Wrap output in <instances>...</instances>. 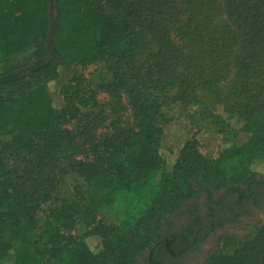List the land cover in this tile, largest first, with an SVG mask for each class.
Returning a JSON list of instances; mask_svg holds the SVG:
<instances>
[{
	"label": "trees",
	"instance_id": "obj_1",
	"mask_svg": "<svg viewBox=\"0 0 264 264\" xmlns=\"http://www.w3.org/2000/svg\"><path fill=\"white\" fill-rule=\"evenodd\" d=\"M165 3L0 0V63L31 52L30 62L0 73V134H10L0 145V155L10 151L32 156L29 188L6 178L0 166V263L136 264V258L161 236L162 220L201 191L212 202V192L226 189L237 194L242 204L247 191L261 188L253 165L264 162V92L247 81L255 69L253 57L232 56L228 40L262 46L264 51V0L253 5L250 0L230 4V10L247 21L248 39L229 38L230 30L222 27L212 79L205 78L197 63L183 58L167 35L155 32V19ZM141 32L152 35L156 49L139 76L131 71L130 62ZM103 62L111 79L103 89L111 96L118 91L127 95L135 122L133 128L117 130L95 143L89 138L95 128L93 120L80 111L89 102L95 105V99H84V80L74 68ZM230 67L240 78L239 93L246 104L230 106L226 117L192 114L189 121L194 126L196 119H209L231 146L208 160L192 133L180 143L166 170L164 127L174 121L170 111L197 104L198 93L211 92L213 80H222ZM174 87L176 93L168 96ZM233 118L240 125L234 126ZM71 122L76 123L75 133L63 129ZM78 143L87 146L90 157L71 158ZM62 174L81 180L89 195L101 191L99 203L121 204L122 218L99 222L75 241L61 233L76 224L79 205L71 200L50 211L55 227L46 223L36 236L40 198L61 185ZM87 238L98 239L97 253ZM204 264H264V226L256 227L234 249L211 254Z\"/></svg>",
	"mask_w": 264,
	"mask_h": 264
},
{
	"label": "rangeland",
	"instance_id": "obj_2",
	"mask_svg": "<svg viewBox=\"0 0 264 264\" xmlns=\"http://www.w3.org/2000/svg\"><path fill=\"white\" fill-rule=\"evenodd\" d=\"M166 1L167 4L165 3L164 7L159 10L160 15L155 19V32L167 35L169 42L178 49L183 58L197 63L204 72L205 78H211L212 61L217 57L215 46L219 43L217 42L220 37L218 32L222 31V27H225L227 31L230 30L229 35H227L230 36L229 38L235 36L236 38L248 39L249 29L247 28V21L243 20V15L238 16L236 12L230 10V4L235 0ZM262 1L263 0H250V5L258 2L261 3ZM246 18L249 19L250 16L246 14ZM211 22H213L212 26H210ZM186 24L190 27L185 28ZM241 27L243 31H240ZM244 32L246 34H243ZM241 35L244 37H241ZM215 36L217 38L214 39ZM237 42L238 43L232 39L228 40V44L234 51L232 56L239 58L253 57L255 69L247 81L250 84L256 85L264 92V51L260 50L262 46H244L239 44L238 39ZM155 49L156 42L152 35L147 32H141L138 49L131 58V71L136 75H143L150 55L154 53ZM30 53L31 52L12 57L0 63V73L10 67L30 62ZM106 66L107 63L103 62L90 64L85 67L75 66L74 68L84 80L82 84L84 99L88 100L91 96L95 99V105L91 106L93 103L89 102V106L85 108L80 107L81 114L93 120L95 128L90 133L91 135L89 138L95 143L109 138L117 130L133 128L135 122L130 110L127 95L123 91H118L115 96H111L110 93L103 89L102 85L107 84V82L111 80L110 76L105 72ZM221 77L223 78L219 82L213 80V90L211 92L198 93L196 100L197 104H190L184 109H178L175 106L170 111V115L174 121L170 125L164 127L165 144L163 152L166 161V170L170 169L171 161L180 143L192 133H196V138L199 142V151L208 160L215 159L223 149L231 146L229 138L226 135L218 133L210 124L209 119L207 120L205 118L203 120V117L196 119L195 123H193L194 126H191L189 121V116L192 114L203 116L209 113L214 117H226L225 111L229 110L230 106L232 107L235 105L234 107H236L246 104V101L242 99L243 96L239 93L240 78L237 75L236 69L233 67L228 68ZM175 93L176 87L170 89L168 96L174 95ZM233 119L232 124H234V126L240 125V123L236 122V118ZM262 124L264 128V121H262ZM75 126L76 123L71 122L70 125L63 129L75 133ZM9 139L10 134H0V145L6 143ZM86 157H90L87 146L84 145L82 147V145L78 143L71 158L75 161H81L85 160ZM31 159L32 156L24 152L14 153L8 151L1 154L0 166L3 168L2 174L6 178L29 188V163ZM253 169L258 174L257 178L264 182V162L254 163ZM61 172L63 173L62 170ZM59 181L61 185L58 186L56 190L48 193L45 199L40 198V208L35 216L36 229L34 234L36 236H38L41 231L45 230L46 223H49V226L55 227L50 217V211L62 203H67L71 200H75L79 205V211L75 216L76 224L73 230L61 233L75 241H79L99 222L107 220L119 221L122 218L123 206L121 204L113 203L105 205L98 202L101 191H95L89 195V192L85 190V186L82 184L81 180L72 178L71 175L67 176L62 174L60 175ZM203 193L204 192L201 191V193L192 200L191 206L194 210L191 211L192 208L189 209L191 213L197 212L198 207L204 211L203 205L205 202V195ZM212 193H214L213 196H215V199L218 203H221L222 206L219 209L217 219L207 212L209 223L217 225L212 233H207L206 231L201 233L203 238L201 248L205 252L207 258L211 254L228 252L234 249L236 243L248 240L256 227L264 226V207L262 208L255 204H250L243 212H240V210L235 212L230 205V201L233 202L234 199L229 201L226 198L224 189ZM82 198L86 199L83 201L81 200ZM188 207L190 206H185V208ZM198 218L199 215H196V220H198ZM177 219L178 214L164 218L161 222L163 226L160 232L162 233L175 227V221H177ZM87 242L90 249L94 253H97L100 248L98 239L87 238ZM142 253H144V251ZM108 262H104L103 264H107ZM0 264L8 263L2 262ZM189 264H196V262L193 261Z\"/></svg>",
	"mask_w": 264,
	"mask_h": 264
},
{
	"label": "flooded vegetation",
	"instance_id": "obj_3",
	"mask_svg": "<svg viewBox=\"0 0 264 264\" xmlns=\"http://www.w3.org/2000/svg\"><path fill=\"white\" fill-rule=\"evenodd\" d=\"M257 182H260L258 178ZM261 183V188H252L250 191H247L246 198L242 201V204L239 203L237 194L224 189L226 198L229 201L234 199L233 202L230 201L232 209L235 212L238 210L243 212L250 204H255L263 208L264 182L261 181ZM203 194L205 195L204 211L198 207L197 212L191 213L194 210L191 206L192 200L182 204L179 209L181 211L174 214H178L175 227L162 232L155 243L136 258V264H189L193 261L196 264L205 263L207 256L201 248L203 242L201 233L204 231L212 233L217 227V225L209 223L207 212L217 219L222 204L218 203L215 199V196H213L214 193H211L213 198L212 202L208 201L207 193L204 192ZM186 205L190 207L185 208ZM196 215H199L198 220H196Z\"/></svg>",
	"mask_w": 264,
	"mask_h": 264
},
{
	"label": "water",
	"instance_id": "obj_4",
	"mask_svg": "<svg viewBox=\"0 0 264 264\" xmlns=\"http://www.w3.org/2000/svg\"><path fill=\"white\" fill-rule=\"evenodd\" d=\"M49 14L53 17V19L55 18V12L53 10L52 5L49 6Z\"/></svg>",
	"mask_w": 264,
	"mask_h": 264
}]
</instances>
